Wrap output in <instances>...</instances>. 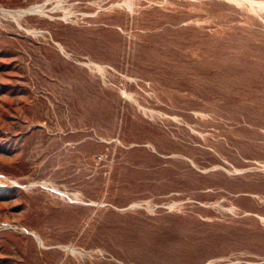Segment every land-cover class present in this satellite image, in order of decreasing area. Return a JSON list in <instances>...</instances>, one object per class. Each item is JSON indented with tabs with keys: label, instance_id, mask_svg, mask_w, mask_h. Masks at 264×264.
<instances>
[{
	"label": "rangeland",
	"instance_id": "rangeland-1",
	"mask_svg": "<svg viewBox=\"0 0 264 264\" xmlns=\"http://www.w3.org/2000/svg\"><path fill=\"white\" fill-rule=\"evenodd\" d=\"M247 1L0 0V264H264Z\"/></svg>",
	"mask_w": 264,
	"mask_h": 264
},
{
	"label": "bare ground",
	"instance_id": "bare-ground-1",
	"mask_svg": "<svg viewBox=\"0 0 264 264\" xmlns=\"http://www.w3.org/2000/svg\"><path fill=\"white\" fill-rule=\"evenodd\" d=\"M247 1V0H246ZM252 4H258L259 7L263 8L264 9V1L262 0H249ZM248 2V1H247ZM44 5V4H43ZM252 6V5H251ZM254 6V5H253ZM43 9V6L39 5L36 9L34 10H26V9H13V10H10L11 13H14V14H22L23 13H26V12H37V11H40ZM8 12V11H7ZM9 13V14H11ZM12 15V14H11ZM19 16V15H18Z\"/></svg>",
	"mask_w": 264,
	"mask_h": 264
}]
</instances>
